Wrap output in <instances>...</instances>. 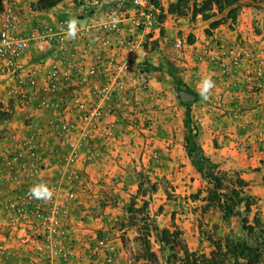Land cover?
Returning a JSON list of instances; mask_svg holds the SVG:
<instances>
[{
  "label": "rangeland",
  "instance_id": "obj_1",
  "mask_svg": "<svg viewBox=\"0 0 264 264\" xmlns=\"http://www.w3.org/2000/svg\"><path fill=\"white\" fill-rule=\"evenodd\" d=\"M25 1L0 0V29L11 11L19 23L16 30L26 29L23 35L28 38L18 66L0 57V72L11 83L7 104L0 103V145L5 152L0 155V264H134L143 251L147 222L179 231L191 249L210 251L218 236L246 238V218L254 221L259 215L264 221V40L249 41L239 20L243 5L254 3L263 15L248 25L249 32L264 37V0H241L234 19L226 18L229 8L212 16L210 23L224 17L216 27L221 37L207 42L205 37L194 46L189 43L192 34L183 38L162 29L166 14L160 4L169 2V9L178 0H150L157 9L149 25L144 16L141 24L131 19L136 16L134 0H81L82 5L62 0L63 17L41 29L31 16L39 0L29 3L27 19L18 13ZM68 3L79 9L71 13ZM181 10L186 14H173L192 22L203 18H193V0ZM86 11L95 14L93 22L80 21ZM115 11L118 27L109 29L105 24L115 18ZM71 19L80 27L90 24L91 30L68 43L72 50L66 58L76 67L70 68L73 85L52 91L54 62L63 55L51 35ZM216 28L209 26L203 35L213 36ZM227 32H237V37L229 40ZM162 33L169 38L161 45L157 37ZM179 38L181 47L175 46ZM131 40H139L153 52L152 58L141 63L132 59ZM35 42L46 43L53 53L25 67L26 51ZM87 51L93 52L92 58ZM157 60L161 70H150L149 64ZM91 67L98 72L87 73ZM242 68L241 79L233 80ZM211 69L227 82L231 78V90L197 112L195 101H182L174 75L182 90L201 97L200 72ZM191 70L195 78L187 81L183 73ZM102 83L109 89L100 91ZM115 85L117 90L110 92ZM75 99L100 105L107 118L88 136L78 109H70ZM66 106L68 111L62 112ZM188 112L201 147L223 178L220 198L227 205L222 210L208 200L211 186L188 155ZM200 136L204 144L209 142L211 153ZM41 183L52 190L50 200L30 195ZM233 189L239 192L237 200ZM150 244L160 257L168 255L154 237Z\"/></svg>",
  "mask_w": 264,
  "mask_h": 264
},
{
  "label": "trees",
  "instance_id": "obj_2",
  "mask_svg": "<svg viewBox=\"0 0 264 264\" xmlns=\"http://www.w3.org/2000/svg\"><path fill=\"white\" fill-rule=\"evenodd\" d=\"M62 0H39V8H50ZM190 0H178L176 3H171L169 11L178 13L179 15L186 14L181 10L182 4H189ZM241 0H193L192 16L196 18L201 15L203 19H210L218 13H223L226 8H229L226 18H236ZM83 1H77V5H82ZM93 13V11H89ZM224 20V17H223ZM222 19H214L210 23L211 28H216L219 24L223 23ZM150 70H161L162 65L149 64ZM169 71L173 74L172 69ZM174 82L180 92L185 91L181 88V80L178 76L174 75ZM187 91V90H186ZM193 93V91L188 90ZM197 95V94H196ZM197 99V98H196ZM188 103V102H185ZM185 124L188 129L186 135V147L188 155L191 157L192 162L202 174V177L210 184L208 200L214 201L215 206L222 210L227 201L220 198L222 189L225 188L223 178L216 172L217 165L211 161L198 140V133L194 132L192 119L187 113ZM228 188V187H226ZM237 197L239 192L233 189ZM215 193L216 196L214 195ZM237 201H234L236 203ZM233 203V204H234ZM253 203L247 205V210H252ZM246 226L249 231L246 238H223L217 237L214 248L210 251L204 249H191L180 239V232L171 228L160 229L156 223H149L147 229L149 230L144 237L143 251L136 257L134 264H263L264 263V221L261 220L259 215L256 216L254 221L249 218L245 219ZM144 235V234H142ZM151 237L160 245L161 252L165 249L169 250L168 255L160 257L158 252L153 249L150 244ZM143 240V239H142ZM163 253V252H162Z\"/></svg>",
  "mask_w": 264,
  "mask_h": 264
},
{
  "label": "crops",
  "instance_id": "obj_3",
  "mask_svg": "<svg viewBox=\"0 0 264 264\" xmlns=\"http://www.w3.org/2000/svg\"><path fill=\"white\" fill-rule=\"evenodd\" d=\"M31 1L33 0H26L23 4L21 3V7L18 10V13L21 16H25L27 19L29 14H30V8H31V4H29ZM36 1V0H34ZM174 0H171V2H173ZM63 4L64 2H60L57 5L50 7V8H45V9H35L34 12H32L31 16H35L36 19H38L40 22H38L37 26L38 28H42L43 26H47L45 24H53V23H57L62 17V9H63ZM69 7V11H71V13H75V11L77 10V6H74L73 3H68L67 4ZM160 6L163 8V12L166 14V17L164 18V21L161 22L162 24V29L166 30L165 33L168 34H178L180 33L182 35L183 38L186 37L187 35H193V40H190L189 43L191 45H198L199 43H201V39H206L205 41L207 42L208 40H213V39H217L220 38L222 33H220L221 30H219V28H216L214 30H217L213 36L208 37V36H204L203 33H205V29L209 28L210 26V20L209 19H203L198 17L196 22H192L190 21V18H186L185 16H179L173 13L169 12L168 6H169V2L165 3L163 1L162 5L160 4ZM30 7V8H29ZM71 9V10H70ZM79 9V8H78ZM95 14H91L89 13V15H87V11H86V16L79 18L81 22L83 23H89V22H93L95 20ZM262 15L263 13H261V10L259 8H256V6H254V3L248 1L246 4L243 5L242 10L239 14V20L242 23V26H244V28H246L248 30V35L247 37L249 38V41H254L255 38H259L261 40H264V37L258 36V35H254L251 31L249 32L250 28H248V25H251L252 23H254V21L258 18L259 20H262ZM47 17L48 21H46L47 19L45 18ZM127 20V19H124ZM29 21V20H27ZM25 21V23L27 22ZM90 25V24H88ZM201 26V27H199ZM157 28L155 27V30ZM25 32L26 29L24 30ZM21 32V34H25V32ZM240 32H242V29H240ZM233 32L228 33L227 32V38L229 40H234V38L237 37V32H235L234 34H232ZM250 33V35H249ZM233 35V36H232ZM157 34H154V37H156ZM180 36H175L174 40ZM206 37V38H205ZM158 41L159 43L162 45V43H165L169 37H167L165 34L162 33V35H159ZM53 53V50L49 47V45H47L46 43H41V42H35L33 44H31L29 46V48L26 51V55L23 59V63L24 66L27 67L29 65V63H31L33 60H37L40 58H44L45 56L49 57L50 54ZM85 54V53H84ZM153 52L151 51H147V49L144 47L143 44H141L139 42V40H137V44L135 46V48L133 49V51L131 52V58L134 59L136 62L141 63L144 62L147 59L152 58ZM86 56L87 58H92L93 56V52L91 51H87L86 52ZM160 60L157 61H152V63H154L155 65H158V62ZM47 68V67H46ZM40 71V70H39ZM191 70V72H185L183 73L184 78H186V80L188 81V79L195 78V71ZM45 72V71H44ZM40 75L43 74V71H40L39 73ZM244 74V68H242L239 72V74H237V76L233 77L232 79H237L238 76H240V79L242 77V75ZM215 77V87L211 90L209 98L207 100H204L202 97H199V95H196V93H194L196 95V98L192 105V107L194 108L195 111H200L201 109L204 111V108H207V104H209L210 101H213V99L215 97H220V95H222V93L227 96V91H230L231 88H229L230 82H231V78H229L228 82L223 80L220 77V73L217 70H210L209 72H200V76L201 77V81L205 78V77ZM223 77V76H222ZM223 78H227V77H223ZM193 81V80H192ZM199 81V82H201ZM10 80L7 79L5 77V75L0 72V103L4 102L5 104H7L6 99H8V92L10 90ZM181 93V92H180ZM24 111L20 114L22 115ZM31 115H35L33 112H31ZM170 114L168 113L167 115H162V122H164L166 120V117H168ZM3 120L0 121V124ZM200 142L202 143L203 147L206 149L207 153H211V147L208 145V143L204 144L203 143V136H200ZM4 148L2 145H0V155L4 154L5 152H3ZM119 151V149H118ZM135 152H138V150L135 149ZM181 153V152H180ZM185 156H182V162L186 163L187 160L184 159Z\"/></svg>",
  "mask_w": 264,
  "mask_h": 264
},
{
  "label": "built area",
  "instance_id": "obj_4",
  "mask_svg": "<svg viewBox=\"0 0 264 264\" xmlns=\"http://www.w3.org/2000/svg\"><path fill=\"white\" fill-rule=\"evenodd\" d=\"M10 8L11 5L9 4ZM134 7H135V15L131 16V19L134 20L135 24H141L142 20L140 16H144L145 18L144 23L149 25L152 24V20L155 18V12L154 9H157L154 7L152 2L150 0H134ZM10 8L8 10H10ZM11 11L6 13V16L2 20L1 29H0V57L4 60V63L15 67L18 66V61L24 54V51L28 45V38L25 37L23 34H21L20 31L16 30L17 27H19V23H17L13 20ZM115 18L112 20L107 21L105 24V27L115 29L118 27V16L116 15L117 12H114ZM77 23V34L75 38H70L67 35V24H62L61 29L53 32L51 35L52 40L58 43L59 49L62 51V57L57 59L54 62L53 70L51 73L52 78V88L50 90L56 91L63 89V86L71 87L73 84L71 83V73L70 68L73 66V69L76 68L75 65L68 62L66 58V53L72 50V45L68 44L72 40L76 39L80 36L81 33H86V31L91 30V25H88L86 27H80ZM100 28V27H99ZM95 30V29H93ZM41 33L38 32V35L40 36ZM109 42L107 39L104 40V43ZM128 44L131 47V52L136 46L135 40H131L128 42ZM183 44L182 39H177L175 42V46L181 47ZM92 45V44H91ZM90 46V45H89ZM69 49V50H68ZM121 66V65H120ZM101 70V69H100ZM102 72L104 71L101 70ZM98 70L95 67H91L88 69V72L90 75H93L97 73ZM101 72V73H102ZM33 77H30V81L33 80ZM32 83H35L33 81ZM113 87V86H112ZM110 88V92H114V90H117V86L115 85V88ZM76 88V87H75ZM98 88L101 90L109 89V86H104V84H100ZM75 104L73 107H70V109H78L79 114L78 116L83 118L84 123H87L86 132L88 136V133L93 130L94 127L100 126L102 123H104L107 118L106 116L101 112V109H99L100 105H94V104H88L85 101H81L79 99H75ZM69 101H66V104L68 105ZM69 107L66 106L62 112H65ZM68 111V110H67ZM108 113V112H107ZM90 126V127H89Z\"/></svg>",
  "mask_w": 264,
  "mask_h": 264
},
{
  "label": "clouds",
  "instance_id": "obj_5",
  "mask_svg": "<svg viewBox=\"0 0 264 264\" xmlns=\"http://www.w3.org/2000/svg\"><path fill=\"white\" fill-rule=\"evenodd\" d=\"M67 28V35L70 38H75L77 34V23L74 19L69 20ZM200 96L207 100L211 90L215 87V82L209 77L201 81ZM30 195L36 199L50 200L53 196L52 190L45 183L34 185L30 189Z\"/></svg>",
  "mask_w": 264,
  "mask_h": 264
},
{
  "label": "water",
  "instance_id": "obj_6",
  "mask_svg": "<svg viewBox=\"0 0 264 264\" xmlns=\"http://www.w3.org/2000/svg\"><path fill=\"white\" fill-rule=\"evenodd\" d=\"M180 96H181L182 101L184 102H190L196 99V95L189 91H182L180 93Z\"/></svg>",
  "mask_w": 264,
  "mask_h": 264
}]
</instances>
